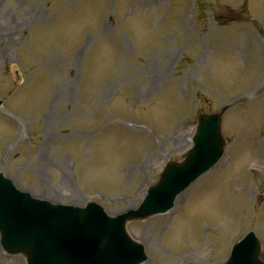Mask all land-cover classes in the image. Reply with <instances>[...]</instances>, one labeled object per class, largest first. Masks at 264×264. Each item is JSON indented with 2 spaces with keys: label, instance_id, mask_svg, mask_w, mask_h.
<instances>
[{
  "label": "rangeland",
  "instance_id": "obj_1",
  "mask_svg": "<svg viewBox=\"0 0 264 264\" xmlns=\"http://www.w3.org/2000/svg\"><path fill=\"white\" fill-rule=\"evenodd\" d=\"M0 98V171L112 215L229 105L221 159L127 228L141 264L218 263L250 229L264 258V0H0ZM0 264L27 260L0 245Z\"/></svg>",
  "mask_w": 264,
  "mask_h": 264
},
{
  "label": "water",
  "instance_id": "obj_2",
  "mask_svg": "<svg viewBox=\"0 0 264 264\" xmlns=\"http://www.w3.org/2000/svg\"><path fill=\"white\" fill-rule=\"evenodd\" d=\"M200 112L194 145L184 159H171L137 208L112 216L96 201L86 206L32 196L0 173V230L5 247L24 253L27 264H140L145 245L127 230L129 220L171 209L180 192L223 155L227 140L222 115ZM262 243L250 230L217 264H264Z\"/></svg>",
  "mask_w": 264,
  "mask_h": 264
},
{
  "label": "bare ground",
  "instance_id": "obj_3",
  "mask_svg": "<svg viewBox=\"0 0 264 264\" xmlns=\"http://www.w3.org/2000/svg\"><path fill=\"white\" fill-rule=\"evenodd\" d=\"M49 199L55 201V197H54V196H50ZM82 201H83V200H82L80 197L73 196V195H72V198L70 199V202H71V203H75V204H79V203H81Z\"/></svg>",
  "mask_w": 264,
  "mask_h": 264
}]
</instances>
